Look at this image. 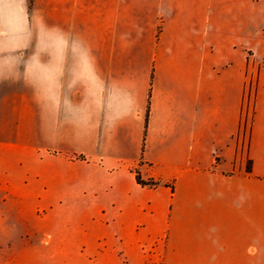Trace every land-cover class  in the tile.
Here are the masks:
<instances>
[{"label":"crops","instance_id":"0c3cea01","mask_svg":"<svg viewBox=\"0 0 264 264\" xmlns=\"http://www.w3.org/2000/svg\"><path fill=\"white\" fill-rule=\"evenodd\" d=\"M214 1L222 10L211 0H0L8 254H64L58 212L88 219L91 241L76 253L87 264H222L227 236L256 264L264 59L236 51L228 0ZM136 170L162 184L140 186Z\"/></svg>","mask_w":264,"mask_h":264},{"label":"rangeland","instance_id":"374dc122","mask_svg":"<svg viewBox=\"0 0 264 264\" xmlns=\"http://www.w3.org/2000/svg\"><path fill=\"white\" fill-rule=\"evenodd\" d=\"M227 22L226 28L228 31L235 30L238 34V43L236 44V51L240 48L242 50L251 47L256 54L257 60L264 59V0H247V3L240 8H237L234 1H227ZM211 10H222V4L211 0ZM253 40L251 43L250 41ZM222 152L225 149L222 148ZM56 215L58 216L56 219ZM54 216L57 220V225L60 230V238L66 252L61 254L56 259L44 260L42 253L34 250L33 256L29 255L27 258H16L15 252L8 254V247L6 243L0 245L3 251V264H87L81 258L76 257V253L80 243L84 240L91 241L90 236L85 235L84 230L89 228V222L86 217L79 214L72 213L70 216L60 218L58 212ZM53 219V220H54ZM25 240V238H23ZM227 240V241H226ZM228 236L223 241L222 237V264H243L244 260L240 258L239 251H235L232 244L228 241ZM21 241V240H20ZM21 243V242H20ZM57 243V242H55ZM41 244L40 238L34 239V247ZM21 246V244H20ZM261 246V245H260ZM20 248V247H19ZM46 261V262H45ZM256 264H264V248L258 251V259Z\"/></svg>","mask_w":264,"mask_h":264},{"label":"trees","instance_id":"16d2710c","mask_svg":"<svg viewBox=\"0 0 264 264\" xmlns=\"http://www.w3.org/2000/svg\"><path fill=\"white\" fill-rule=\"evenodd\" d=\"M148 114H149V101H148L147 112H146L145 128L147 127L146 125H147V120H148ZM249 164L250 163H248V171H250ZM135 179H136V182L142 187H155V186L162 184V182L159 180L158 181L143 180L137 170L135 171ZM169 186L172 188L171 184Z\"/></svg>","mask_w":264,"mask_h":264}]
</instances>
